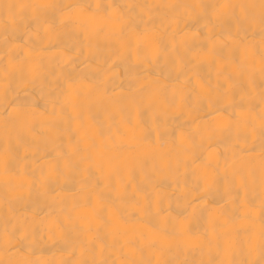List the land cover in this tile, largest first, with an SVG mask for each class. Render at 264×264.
Returning <instances> with one entry per match:
<instances>
[{"label":"bare ground","instance_id":"bare-ground-1","mask_svg":"<svg viewBox=\"0 0 264 264\" xmlns=\"http://www.w3.org/2000/svg\"><path fill=\"white\" fill-rule=\"evenodd\" d=\"M0 264H264V0H0Z\"/></svg>","mask_w":264,"mask_h":264}]
</instances>
